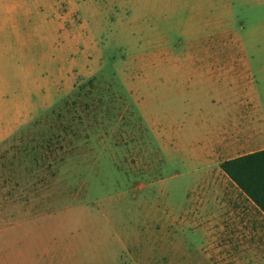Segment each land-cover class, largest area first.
<instances>
[{
	"label": "rangeland",
	"instance_id": "rangeland-1",
	"mask_svg": "<svg viewBox=\"0 0 264 264\" xmlns=\"http://www.w3.org/2000/svg\"><path fill=\"white\" fill-rule=\"evenodd\" d=\"M161 1L71 3L65 51L0 53V264H239L256 242L264 264V214L220 167L264 148V0ZM189 60L238 71L192 82ZM236 116L245 146L210 163L191 142Z\"/></svg>",
	"mask_w": 264,
	"mask_h": 264
},
{
	"label": "crops",
	"instance_id": "crops-1",
	"mask_svg": "<svg viewBox=\"0 0 264 264\" xmlns=\"http://www.w3.org/2000/svg\"><path fill=\"white\" fill-rule=\"evenodd\" d=\"M71 3L73 9H75L79 13L81 11H86L87 9H93V14H89L88 17L92 20L100 19L101 14L98 13V9L103 3L98 2V0H77L76 2H73L72 0H30L29 2L23 0H0V53L3 52L5 54L6 52H18L24 50V48L30 49L33 48V45L35 43L43 42L45 40L62 41L61 47H54L56 50L65 51L66 49L64 47L68 46L69 48V43L72 39V35L69 30ZM113 4H111V7L114 6ZM161 4H163V7L158 9H164L166 5H169L171 7H173L174 5L179 6L180 8L184 7L200 10H217L219 8L224 9L225 7L231 8L233 6L231 0H162ZM149 8L151 7H148V9ZM24 13V16H26V18L21 20L20 17H22ZM5 16L9 17L10 19V29H7L6 26L2 23V18ZM21 22H25L26 25L21 24ZM5 29L13 33L12 38L6 41L7 43L4 42V39H8L4 38ZM22 41L23 43L26 42V47L24 48L22 44H18ZM64 42H67L68 44L65 46L63 44ZM190 57H195V55H190ZM189 62L192 63V65L188 67L187 72L189 74V81L197 83H202V81L222 83V76L224 74H236L238 71V68L232 65H197L193 63V60H189ZM164 70H167V72H170L171 74H178L183 73V71L187 69H185L181 65H175L169 66ZM160 79L161 80L159 81H161L162 84L166 85V78H164L163 76V71L162 77ZM236 81L238 82L239 79H235V82ZM236 117L242 118L243 116ZM261 119L264 118H258L256 120L257 123L255 122L256 125H258L256 127V130L260 127V130H258L257 133L259 141H262V137L264 138V128L261 132ZM240 122H242L240 118L239 120L233 121V123L232 121L222 120L221 124L217 126V128H214L212 132H207L206 139H208V141H204L202 143L192 141L191 145H198L204 150L208 151V161H210V163L217 159V155L227 152L239 151V148L243 147V145L245 146V134L243 133V125H240ZM168 134L169 133H167V129H164L162 132V138H164V140L167 139ZM172 134L173 135L171 136L174 139H177L181 137L180 135H184L185 133L179 132V135H176V133ZM262 149L264 148L244 152V154L256 152ZM231 158L235 157H230L228 159ZM244 195L262 212V214H264V212L255 204V202L251 198H249L246 194Z\"/></svg>",
	"mask_w": 264,
	"mask_h": 264
},
{
	"label": "trees",
	"instance_id": "trees-1",
	"mask_svg": "<svg viewBox=\"0 0 264 264\" xmlns=\"http://www.w3.org/2000/svg\"><path fill=\"white\" fill-rule=\"evenodd\" d=\"M220 166L264 212V149L224 160Z\"/></svg>",
	"mask_w": 264,
	"mask_h": 264
},
{
	"label": "flooded vegetation",
	"instance_id": "flooded-vegetation-1",
	"mask_svg": "<svg viewBox=\"0 0 264 264\" xmlns=\"http://www.w3.org/2000/svg\"><path fill=\"white\" fill-rule=\"evenodd\" d=\"M239 264H261L262 246L260 243L243 244L239 249Z\"/></svg>",
	"mask_w": 264,
	"mask_h": 264
}]
</instances>
